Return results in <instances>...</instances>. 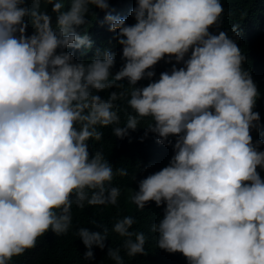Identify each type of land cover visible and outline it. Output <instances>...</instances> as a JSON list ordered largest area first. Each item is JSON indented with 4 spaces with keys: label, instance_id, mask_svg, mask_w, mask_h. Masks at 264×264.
Masks as SVG:
<instances>
[{
    "label": "clouds",
    "instance_id": "1",
    "mask_svg": "<svg viewBox=\"0 0 264 264\" xmlns=\"http://www.w3.org/2000/svg\"><path fill=\"white\" fill-rule=\"evenodd\" d=\"M223 10L221 0H136L132 24L109 0H0V264H36L37 238L68 233L73 204H117L111 182L127 169L90 154L89 140L108 125L137 138L145 117L139 140L173 156L159 171L144 164L131 192L151 220L131 230L125 215L112 226L126 255L264 264V55L243 35L254 26L263 37L264 20L250 12L233 38L213 33ZM166 54L183 66L137 87ZM123 98L133 112L121 125ZM108 231L76 229L85 260L106 247ZM107 256L125 264L121 248Z\"/></svg>",
    "mask_w": 264,
    "mask_h": 264
},
{
    "label": "trees",
    "instance_id": "2",
    "mask_svg": "<svg viewBox=\"0 0 264 264\" xmlns=\"http://www.w3.org/2000/svg\"><path fill=\"white\" fill-rule=\"evenodd\" d=\"M111 1H113V3L124 12V14L121 13L122 17H130V20L133 21L132 24L135 23V18L130 12L131 9L135 7L136 0H109V2ZM221 3L224 10L219 18L218 26L214 24L210 26L209 29L213 33L218 34L219 31H226L228 35L233 38L235 35L233 30L237 33L238 31L241 30L242 32L245 29L247 25L245 23L250 12L256 13L259 18L264 20V0H221ZM243 35L258 43L259 46L262 47L261 51L264 55V36L257 37L256 27H248L243 31ZM243 46L246 52H253L248 49V45L243 44ZM117 48L119 50L117 64L120 70L125 61L122 59V45L117 43ZM188 55H190V53L186 54L185 59H187ZM173 64H176L177 67L183 66V62H176L174 56L171 61H169L168 55L166 54L163 59L158 61L157 64L150 69L154 70L156 75L152 78L145 77L141 79L137 82L136 86H146L151 80L158 79L161 72L171 71ZM121 82L125 84V88L130 89L131 86L128 85L129 82L127 78H124ZM108 91L110 90H106L103 92V95L102 93H100V95L106 97ZM260 93L261 95L258 99L264 96V90H261ZM115 104L117 107L114 110L120 115V124L123 125L126 122L128 115L131 114L133 110L128 106L127 98L117 100ZM118 109H121V111H118ZM144 120H150V118H141L140 126H138L136 131L131 134L137 136V138L129 136L131 129L129 130V135L124 138H118L115 137L112 131L115 125L97 126L98 130L101 131L103 135L98 141L95 139L89 140L90 154H94L97 150L102 151L105 159L114 167V170L116 168L127 169L128 174L126 176L117 175L119 183L114 181L111 182L113 186H118L121 189V195L118 198V202L116 205L85 204L83 208H79L73 204L71 209L73 226L68 233L57 236L54 232L49 230L43 236L37 238L40 250L36 264H114V261L107 256L109 247L121 248V255L123 256L125 264H158L156 263L158 257H161L163 262L169 261L172 264H181L177 255H171L163 251H159L157 256L151 255L146 257L145 255L139 256L140 254H137L135 257H128L122 248L125 237H122L111 230L115 220L118 217H123L125 215L134 217L135 222L132 225L131 230H134L151 220V217L147 215L151 209H139L131 201V192L139 185V181L146 176L142 170L144 164L155 161L158 164L157 171H159L167 166L173 156V154H169L167 157H164L169 153L168 148H166L165 152L161 154L162 152L155 147L154 143L147 140L146 142L144 140H139L140 136L146 133L145 127L148 124H143L142 121ZM139 161H141L140 164H138ZM154 204L156 205L155 201ZM157 208L160 209L161 205L157 206ZM93 220L96 221L95 224L91 223ZM104 226L109 229L108 238L105 241L106 247L100 249L98 246L94 245L93 253L95 259L85 260L84 253L87 251V248L76 234V229L79 227H87L93 231H102ZM9 264H12V260L9 261Z\"/></svg>",
    "mask_w": 264,
    "mask_h": 264
}]
</instances>
